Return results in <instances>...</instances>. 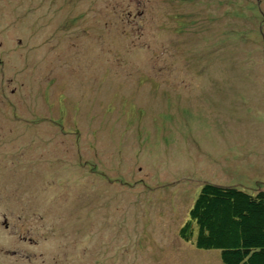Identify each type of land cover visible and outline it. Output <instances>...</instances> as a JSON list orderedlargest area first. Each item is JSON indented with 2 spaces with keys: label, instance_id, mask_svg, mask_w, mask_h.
Segmentation results:
<instances>
[{
  "label": "rangeland",
  "instance_id": "rangeland-1",
  "mask_svg": "<svg viewBox=\"0 0 264 264\" xmlns=\"http://www.w3.org/2000/svg\"><path fill=\"white\" fill-rule=\"evenodd\" d=\"M204 183L264 190V0H0V264H222Z\"/></svg>",
  "mask_w": 264,
  "mask_h": 264
},
{
  "label": "trees",
  "instance_id": "trees-1",
  "mask_svg": "<svg viewBox=\"0 0 264 264\" xmlns=\"http://www.w3.org/2000/svg\"><path fill=\"white\" fill-rule=\"evenodd\" d=\"M178 238L218 251L222 264H264V190L204 183Z\"/></svg>",
  "mask_w": 264,
  "mask_h": 264
}]
</instances>
